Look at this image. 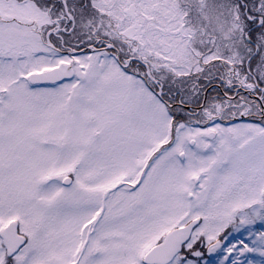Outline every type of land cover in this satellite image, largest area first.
Returning <instances> with one entry per match:
<instances>
[{
    "label": "snow or ice",
    "instance_id": "6c2138e0",
    "mask_svg": "<svg viewBox=\"0 0 264 264\" xmlns=\"http://www.w3.org/2000/svg\"><path fill=\"white\" fill-rule=\"evenodd\" d=\"M0 264H264V0H0Z\"/></svg>",
    "mask_w": 264,
    "mask_h": 264
}]
</instances>
